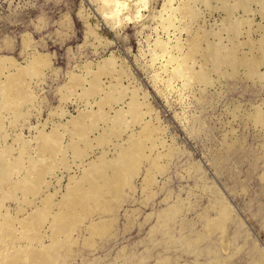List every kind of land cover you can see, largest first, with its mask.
Instances as JSON below:
<instances>
[{
    "label": "bare ground",
    "instance_id": "obj_1",
    "mask_svg": "<svg viewBox=\"0 0 264 264\" xmlns=\"http://www.w3.org/2000/svg\"><path fill=\"white\" fill-rule=\"evenodd\" d=\"M96 1L104 24L113 29L142 18V11L149 2L134 0V6L128 10V0ZM172 1L166 0L163 11L153 15L168 39L157 36L152 45L148 35L143 38L146 48L142 56L149 54V62L152 61L149 66L154 64V60L162 59V72L166 74L170 68L166 79L160 76L161 73H155L154 83L161 81L167 88L174 84L173 81L181 80V84L193 92L197 88L200 91L210 88L214 84L213 74L220 78L236 79L239 75L252 80L260 78L259 67L264 65V34L255 39L249 34V13L257 12L264 20V0H177L176 6H172ZM196 1L209 10L222 13L219 29L225 31L226 36L222 38L216 30L196 31L187 35L186 46L179 39L170 44L171 27L173 30L186 29L191 20L198 18L200 9L195 5ZM237 10L241 14H236ZM174 17H178L180 25L175 26ZM87 27L86 35H93L95 29L92 27L93 32L89 24ZM31 41L29 34H25L21 47L28 48ZM175 50H178V55L173 52ZM115 59L111 52L94 63L85 61L81 73L68 71L67 80L57 88L61 91L62 103H65L49 110L51 116L43 123L31 125L28 122L29 135L26 136L22 128L29 114H33L31 109L34 108L39 115L45 102L31 88V83L42 85L45 70L52 65L51 56L35 47L27 53L24 63L12 55L0 54V264H68V260L78 253L80 245L79 248L94 250L97 241L114 235L117 212L125 198H131L136 192L137 177H140V191L146 190L147 197L155 194L152 185L156 182V174L165 172L169 166L164 159L169 162L178 147L161 142L157 136L158 127L151 118L145 119L146 113L142 111L144 101L140 100L137 89L128 90L122 85L123 68L116 65ZM196 98L200 102V98ZM65 100L75 102V113L66 107ZM53 114L58 115V122H54ZM248 117L260 125L264 124V112L259 108ZM7 121L14 132L7 129ZM158 144H161V150L156 152L154 148ZM230 145L232 147L233 144ZM58 168L66 172L67 182L63 191L59 184L63 176L54 179L57 185L50 189L51 176ZM76 169L78 172L71 174ZM170 194L167 199L171 198ZM184 201L191 206L190 199L178 194L172 203L161 208L148 231L153 233L160 226L168 233V224H179L186 229L187 222L191 221L186 219L184 223L181 220ZM10 203H14L12 209L8 206ZM217 203L211 204L215 215L204 218L202 226L207 234L223 236L228 223L233 221V211L225 198H219ZM132 216L125 213L128 222L132 221ZM236 237L234 233L233 243ZM163 239V246L177 242L188 251H195L202 238L181 236ZM228 247L229 244L222 249L228 252ZM9 248L12 251L7 254ZM254 250L256 255H252L246 264H264V251L256 246ZM164 251L156 264L167 260L171 263L175 260L178 264H211L199 262V253L190 263L179 261V256L170 259L166 255L167 248ZM207 253L210 258L211 254L217 256L216 249ZM117 254V261L125 259L126 246L121 247ZM231 256L227 253L222 261H216L225 264ZM140 259L144 261L146 257Z\"/></svg>",
    "mask_w": 264,
    "mask_h": 264
},
{
    "label": "rangeland",
    "instance_id": "obj_2",
    "mask_svg": "<svg viewBox=\"0 0 264 264\" xmlns=\"http://www.w3.org/2000/svg\"><path fill=\"white\" fill-rule=\"evenodd\" d=\"M178 1L173 0L172 6H176ZM134 2L128 0V10L134 6ZM165 3L166 0H149L147 8L142 11V18L113 29L104 24L95 0H0V54L12 55L24 63L27 53L35 47L48 53L52 60V68L45 70L42 85L37 86L34 81L31 83V88L45 102L39 115L34 108L31 109L33 114H29L22 128L24 135H29L28 122L31 125L43 123L51 116L49 110L65 103H62L64 100H61V91L57 88L67 80L68 71L81 73L85 61L94 63L112 52L116 57V65L123 68L120 77L122 85L127 86L128 90L137 89L140 100L144 101L142 111L146 113L145 119L151 118L158 127L157 136L162 141L159 140L166 146L171 144L178 147L169 160L173 159L171 163L164 159L166 166H169L165 172L156 174V182L152 185L155 194L147 197L146 190L140 191V177H137L136 192L131 198H125L117 212L114 235L97 241L94 250L79 248L80 245L77 247L78 253L68 260V264H117L123 261L127 264H156L157 258L164 255L165 248L170 259L179 256L181 262L186 260L191 263L195 254L199 253V262L218 264L216 260L222 261L229 253L234 257L231 256L225 264H246L252 255H256L254 246L264 251V203H261L264 198V124L260 125L248 117L256 108L264 112V65L259 67L260 78L253 80L243 75L227 79L213 74L214 84L204 91L197 88L192 92L181 84V80L173 81L174 84L167 88L161 81L154 83L152 78L155 73H161L160 76L166 79L170 68L166 74L162 72V59L154 60V64L149 66L152 63L149 62V54L144 57L142 52L146 48V35L152 45L157 36L168 39L166 33L162 34L157 17H153L159 14ZM201 4L200 1L195 2L200 9L199 16L191 20L186 29H169L170 44L179 39L186 46L187 35L196 31L216 30L222 38L226 36L225 31L219 29L222 13L209 10ZM236 14H241V11L237 10ZM174 19L175 26L181 24L177 22L178 17ZM249 19V34L252 38L264 34V20L259 13H249ZM254 23L259 28L256 29ZM87 24L95 29L94 32L92 28L96 33H92L94 36L90 33L86 35ZM25 34H29L32 40L31 46L26 49L21 47ZM156 51L160 52L157 47ZM173 52L179 54L178 50ZM196 97L200 98V102ZM65 101L66 107L75 113V102ZM53 119L58 122V115L53 114ZM6 125L7 129L14 132L10 122L7 121ZM230 144H233L232 147ZM160 145L154 148L156 152L161 150ZM74 172L78 170L71 174ZM60 176L64 177L59 183L60 190H64L67 178L63 168L55 170L51 179L49 177L51 190L57 185L55 180ZM169 193L171 198L167 199ZM178 194L191 201L190 207L188 202H182L184 213L181 220L184 223L186 219L191 221L187 222L188 227L183 229L179 224H168L170 232L165 233L159 226L158 230L150 233L148 230L155 223L157 213L172 203ZM220 196L230 204L233 221L228 223L223 236L210 235L205 233L202 221L207 216L215 215L211 204L218 205ZM8 206L12 209L14 203ZM255 208L260 210L261 219L252 215ZM125 213L134 215L131 222L127 221ZM149 214L151 217H148ZM234 233L237 234L235 244L231 241ZM181 236H200L202 239L198 249L188 251L177 242L163 246V237L169 239ZM228 244L226 252L222 247ZM123 246H126L125 259L117 261V253ZM214 249L217 256L211 254L210 258L207 252ZM11 251L12 248H9L7 254ZM143 256L146 257L144 261L140 259ZM160 264L178 263L167 260Z\"/></svg>",
    "mask_w": 264,
    "mask_h": 264
},
{
    "label": "water",
    "instance_id": "obj_3",
    "mask_svg": "<svg viewBox=\"0 0 264 264\" xmlns=\"http://www.w3.org/2000/svg\"><path fill=\"white\" fill-rule=\"evenodd\" d=\"M261 203H264V198H262L261 199ZM252 215L254 216V217H256L257 219L259 218V219H261L260 217H261V212H260V210L259 209H254L253 210V212H252Z\"/></svg>",
    "mask_w": 264,
    "mask_h": 264
}]
</instances>
